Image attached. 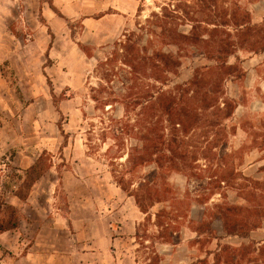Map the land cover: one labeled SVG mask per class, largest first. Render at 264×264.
Masks as SVG:
<instances>
[{
    "label": "rangeland",
    "instance_id": "374dc122",
    "mask_svg": "<svg viewBox=\"0 0 264 264\" xmlns=\"http://www.w3.org/2000/svg\"><path fill=\"white\" fill-rule=\"evenodd\" d=\"M182 1L191 4L193 0ZM170 2L177 3L176 0H0V192L10 201L26 178V170L45 153L43 163L50 168L33 186L38 193L37 204L45 205L50 212L60 211L68 218L70 243L80 255L78 264H144L149 249L140 244L145 239L136 238L138 225L140 236H151L144 245L156 246L162 259L160 264H203L200 261L205 259L212 263L213 254L206 252L218 248L216 239L208 240V232L201 237V243L196 241L198 236L194 232L193 222L204 218L212 203L224 201L219 193L206 205L195 201L212 189L208 161L199 157L193 163L191 175L172 173L167 177L179 195L181 217L175 229L176 244L161 243L156 237L154 216L150 223L142 225L145 215L135 199L114 182L111 170L125 167L109 165V160L103 157L108 143H100L94 133L99 132L98 127L93 131L90 125H98L96 115L100 113L91 98V87H97L99 82L94 74L97 59L103 58L109 45L126 30L135 29L138 19L144 22ZM247 6L253 20L261 22L264 0ZM183 28L188 30L190 25L185 23ZM78 42L95 48L94 59L83 53ZM164 49L177 51L174 46ZM239 56L244 60L246 75L225 82L227 96L237 108L226 122L227 135L221 138L219 146L227 153L241 150L242 164L239 156L233 159L237 170L261 179L264 54ZM234 61L233 58L231 62ZM207 63L199 56L184 57L179 75L171 76L170 86L186 82L194 67ZM109 108L108 105L110 115L123 117L121 106ZM89 131L95 139L91 149L87 146ZM190 136L192 146H209V142L215 141L212 135ZM125 161L123 158L118 163ZM154 170L151 165L138 174L152 176ZM222 185L227 202L242 204L235 189ZM162 207L156 204L151 213ZM213 226L224 237L221 240L224 245L239 247L250 241H264V222L251 232L250 238L225 237L215 221Z\"/></svg>",
    "mask_w": 264,
    "mask_h": 264
},
{
    "label": "trees",
    "instance_id": "16d2710c",
    "mask_svg": "<svg viewBox=\"0 0 264 264\" xmlns=\"http://www.w3.org/2000/svg\"><path fill=\"white\" fill-rule=\"evenodd\" d=\"M244 1L166 3L144 22L138 19L135 29L126 30L109 45L94 67L99 82L97 87H91V98L100 113L96 115L98 125H90L93 131L95 127L99 129L94 132L97 140L108 143L103 157L109 165L125 167L111 170L114 182L135 199L145 215L142 225L150 223L154 216L156 237L161 243L176 244L175 229L181 217L179 195L167 177L172 173L191 175L193 163L199 157L211 164L208 168L212 171V189L195 201L206 205L217 193L224 201L212 203L206 218L193 222L198 243L207 232L208 240L218 241L216 251L206 252L213 254V262L205 259L200 261L203 264H264V241H250L239 247L224 245V237L213 226L215 221L225 237L250 238L251 232L264 222V176L257 179L243 175L233 161L239 156L242 164L241 150L227 153L219 146L221 138L227 135L226 122L237 108L227 96L225 82L245 77L240 53L264 54V18L255 22L247 6L262 0ZM141 11L140 5L138 12ZM185 23L190 29L183 28ZM78 46L89 59H94V47L81 42ZM171 46L176 47L175 53L164 49ZM190 56L202 57L209 63L194 67L189 80L171 87V76L179 75L182 59ZM108 105L109 109L121 106L123 117L110 115ZM84 116L87 117L85 112ZM58 126L64 132L60 123ZM89 132L87 146L91 149L95 139ZM195 133L207 138L212 135L215 141L209 142V146H192L190 135ZM259 148L264 149V141ZM44 157L45 153L26 170V178L14 193L20 200H28L36 181L50 168L43 163ZM123 158L126 161L118 163ZM151 165L155 168L152 176H139V171ZM222 184L235 189L242 204L227 202ZM158 203L163 207L152 214L151 209ZM24 218L20 209L8 203L0 192V235L18 231ZM140 227L136 228V238L151 239L147 234L140 236ZM145 240L140 242L149 249L144 264H160L162 259L156 246L144 245Z\"/></svg>",
    "mask_w": 264,
    "mask_h": 264
},
{
    "label": "crops",
    "instance_id": "0c3cea01",
    "mask_svg": "<svg viewBox=\"0 0 264 264\" xmlns=\"http://www.w3.org/2000/svg\"><path fill=\"white\" fill-rule=\"evenodd\" d=\"M37 196L33 187L26 202L15 195L7 200L25 218L18 231L0 235V264H78L80 255L68 235L70 221L60 211L50 212L45 205H38Z\"/></svg>",
    "mask_w": 264,
    "mask_h": 264
}]
</instances>
